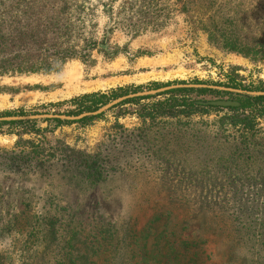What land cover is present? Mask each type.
I'll list each match as a JSON object with an SVG mask.
<instances>
[{"label": "rangeland", "instance_id": "obj_1", "mask_svg": "<svg viewBox=\"0 0 264 264\" xmlns=\"http://www.w3.org/2000/svg\"><path fill=\"white\" fill-rule=\"evenodd\" d=\"M69 1L95 7L102 39L109 0ZM155 8L165 26L138 37L116 29L113 58L95 50L58 73L0 78V118L77 117L179 84L264 92V59L204 29L234 21L264 43V0ZM214 91L132 98L79 120L0 122V241L12 238L0 264H264V117L254 132L233 127L226 107L204 103L236 93ZM183 98L221 110L141 117Z\"/></svg>", "mask_w": 264, "mask_h": 264}, {"label": "trees", "instance_id": "obj_2", "mask_svg": "<svg viewBox=\"0 0 264 264\" xmlns=\"http://www.w3.org/2000/svg\"><path fill=\"white\" fill-rule=\"evenodd\" d=\"M117 1L105 3L103 13L108 16V23L102 39H99L94 31L97 25L92 23L95 7L72 6L69 0H0V78L58 73L68 60L90 58L95 50L113 58L117 51L110 46L109 38L116 29H125L138 37L150 27L160 30L166 24L159 18L160 10L155 8L158 0H123L122 4L115 6ZM187 8L186 3L183 10ZM204 29L210 39L222 35L223 46L229 51L264 59L262 40H250L247 34L241 36L234 21L220 23L212 20ZM231 85L241 87L234 81ZM188 92L221 93L212 89H175L166 94ZM228 94L237 96L240 103L239 106L226 107L232 113L228 116L231 125L246 133L254 132L257 120L264 117V96ZM158 106V110L142 113L141 117H189L200 108L221 110L186 98L180 102L175 99L160 102Z\"/></svg>", "mask_w": 264, "mask_h": 264}, {"label": "water", "instance_id": "obj_3", "mask_svg": "<svg viewBox=\"0 0 264 264\" xmlns=\"http://www.w3.org/2000/svg\"><path fill=\"white\" fill-rule=\"evenodd\" d=\"M175 89H212V90H221V91H228V92H233L236 94L240 95H247V96H252V97H258V96H264V92H251V91H244V90H237V89H231V88H225V87H216V86H210V85H204V84H179V85H173L169 87H164L160 88L157 90H152V91H146V92H139V93H134L130 94L124 97H121L110 104L104 106L98 111L92 112V113H85L81 114L80 116L77 117H71V116H59V115H42V116H28V117H3L0 118V122L2 121H19V120H29V119H38V118H58L62 120H79L81 118L87 117V116H96L99 115L106 110L112 108L113 106L128 100L132 98H139V97H147V96H153V95H158L164 92H168L171 90ZM204 104L207 105H215V106H238L239 104L237 102L233 101H215V102H206Z\"/></svg>", "mask_w": 264, "mask_h": 264}, {"label": "clouds", "instance_id": "obj_4", "mask_svg": "<svg viewBox=\"0 0 264 264\" xmlns=\"http://www.w3.org/2000/svg\"><path fill=\"white\" fill-rule=\"evenodd\" d=\"M12 244V238L11 237H5L3 241H0V249H3L5 247H10Z\"/></svg>", "mask_w": 264, "mask_h": 264}]
</instances>
